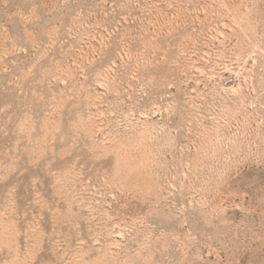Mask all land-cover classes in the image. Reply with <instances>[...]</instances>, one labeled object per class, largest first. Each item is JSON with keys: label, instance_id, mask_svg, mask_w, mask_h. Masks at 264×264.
Here are the masks:
<instances>
[{"label": "rangeland", "instance_id": "rangeland-1", "mask_svg": "<svg viewBox=\"0 0 264 264\" xmlns=\"http://www.w3.org/2000/svg\"><path fill=\"white\" fill-rule=\"evenodd\" d=\"M0 264H264V0H0Z\"/></svg>", "mask_w": 264, "mask_h": 264}]
</instances>
